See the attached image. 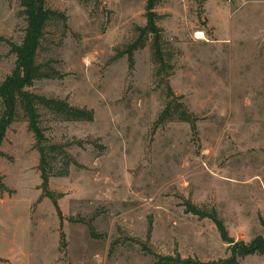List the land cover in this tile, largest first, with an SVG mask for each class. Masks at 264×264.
<instances>
[{
    "label": "rangeland",
    "instance_id": "1",
    "mask_svg": "<svg viewBox=\"0 0 264 264\" xmlns=\"http://www.w3.org/2000/svg\"><path fill=\"white\" fill-rule=\"evenodd\" d=\"M145 5L46 0L64 16L47 23L37 53L53 77L26 90L93 118L38 106L46 143L67 154L50 156L59 216L18 110L0 144V264L226 258L215 224L186 212L187 200L214 209L234 240L264 235V0H156L162 62L148 34L130 64ZM25 27L21 0H0V82L15 64L6 41L20 43ZM238 264H264V254Z\"/></svg>",
    "mask_w": 264,
    "mask_h": 264
},
{
    "label": "trees",
    "instance_id": "2",
    "mask_svg": "<svg viewBox=\"0 0 264 264\" xmlns=\"http://www.w3.org/2000/svg\"><path fill=\"white\" fill-rule=\"evenodd\" d=\"M155 4L156 0H146L144 14L146 23L143 27H136L138 37L126 46L124 54L127 55L130 64L132 63L134 50L144 45V38L146 39L148 34L152 36L150 47L153 59L156 63L162 62V53L159 46L160 28L156 24L158 15L154 11ZM21 7L26 22L24 36L18 44L6 41L10 47V51L15 55V64L11 73L5 76L0 82V103L2 107L0 111V144L8 126L14 121L20 109L23 112L28 129L34 137V146L39 156L38 170L40 172L43 195L52 201L59 216H61L56 197L48 189V179L51 175L50 156L53 153L59 152L65 158L67 154L62 145L46 143V138L39 121L38 106L45 107L59 114L65 120L91 121L93 117L90 110L72 107L64 100L46 98L26 90V87L30 86L34 80L53 77L51 75L52 69L50 70L37 61V53L41 46V39L43 38L47 23L53 18L63 20L64 16L48 8L46 6V0H21ZM177 107H181V105L179 104ZM168 111L169 106L166 105L159 116V120L164 119ZM177 119L190 122L192 127H194L193 120L190 119L184 109L178 111ZM67 165H65V168H67ZM3 188V183L0 180V189ZM184 204L186 212L208 218L215 224L222 241L227 244L229 255L223 259L207 262L192 258L181 259L179 256H158L155 264H238L239 259L246 256L264 254V235H257L249 242L234 240L228 235L222 220L217 216L214 209L206 210L200 208L189 200L185 201Z\"/></svg>",
    "mask_w": 264,
    "mask_h": 264
},
{
    "label": "bare ground",
    "instance_id": "3",
    "mask_svg": "<svg viewBox=\"0 0 264 264\" xmlns=\"http://www.w3.org/2000/svg\"><path fill=\"white\" fill-rule=\"evenodd\" d=\"M199 34H201L200 32H199ZM203 38V37H202Z\"/></svg>",
    "mask_w": 264,
    "mask_h": 264
}]
</instances>
